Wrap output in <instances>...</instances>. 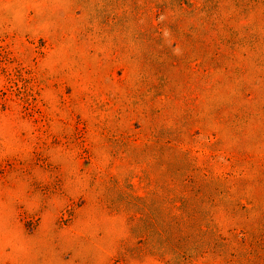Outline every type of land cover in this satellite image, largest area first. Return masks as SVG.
Instances as JSON below:
<instances>
[{
	"label": "rangeland",
	"instance_id": "obj_1",
	"mask_svg": "<svg viewBox=\"0 0 264 264\" xmlns=\"http://www.w3.org/2000/svg\"><path fill=\"white\" fill-rule=\"evenodd\" d=\"M171 146L197 256L151 224ZM0 264H264V0H0Z\"/></svg>",
	"mask_w": 264,
	"mask_h": 264
},
{
	"label": "trees",
	"instance_id": "obj_2",
	"mask_svg": "<svg viewBox=\"0 0 264 264\" xmlns=\"http://www.w3.org/2000/svg\"><path fill=\"white\" fill-rule=\"evenodd\" d=\"M150 9H153V7H150L149 10ZM133 20L136 21L134 17ZM204 22L205 19L203 20L202 25L204 24ZM139 28H140V34L143 38L142 42L144 44L153 43L152 41L154 40V37L151 31L152 27H149L148 30L142 29L141 26H139ZM151 45L155 46V44H151ZM153 46L151 47L153 48ZM208 105L209 106L207 107L206 110V117L194 118L191 117L190 115H186L184 117L186 121H189L188 126H191L196 122L197 123L199 122L202 124L205 130V127L207 128L208 121L213 116L216 117L217 119L220 118L222 114V110L216 106L217 102L210 101ZM210 146H214V143H211ZM160 151L162 154L160 155V158H157V164L155 165L156 169L155 171L152 172L153 175L155 176V180L153 181L154 184L153 191L155 192L154 196L158 198L157 201L154 200V203L157 206H156V211H154L155 218L151 220L152 222L155 220V222L151 223V221H149L150 219L148 220L144 219L143 222L146 223L147 226L149 227H150V223L153 224L154 225L153 228H155L156 231L155 233L169 232L172 234L170 235L171 236L170 239L169 237L165 238V243L163 245L166 246L167 249L173 247V250L174 248H177L179 250L181 248L184 251H188V250L191 251L192 256L193 255L197 256V254H200L202 248H204V246L207 245V242L209 244L210 242L209 239H212L213 234L207 231H203V233L200 232L201 234L198 237L199 235L198 225L201 222L203 223L205 221L206 215L204 213H201L196 208L195 205H192L191 202L187 200L188 199L187 196L181 194L188 187L187 186L188 183H186L185 181L186 176L188 175V172L190 170H191L190 172L194 170L193 169L194 167L193 168L188 167L187 165L182 166L181 162H177L180 160L186 162L187 157H183V156L187 154L182 153L175 146H171L169 148L162 147ZM117 182H118L117 180H114L111 184V187L116 191L119 190L124 191L123 187L125 189L126 188L134 189V187L128 183H124V185H122L120 182L118 183ZM145 184L147 185V181ZM167 185H170L171 187L170 190L168 191L169 193H167L165 196L162 191L164 188H166ZM118 196L119 195L115 196L116 199L118 198ZM175 200L181 201L180 207L183 209L184 211L183 213H185L186 215L185 217L187 220L190 221V223H187L186 220H184L181 217H177L174 214L173 210L175 208L174 206ZM149 227L145 228L143 225L141 231L142 230L149 231L150 230ZM171 239L173 240V242L171 241Z\"/></svg>",
	"mask_w": 264,
	"mask_h": 264
}]
</instances>
